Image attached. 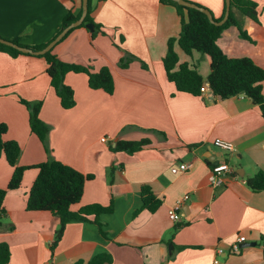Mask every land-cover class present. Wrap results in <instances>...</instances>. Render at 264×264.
I'll list each match as a JSON object with an SVG mask.
<instances>
[{
  "label": "crops",
  "instance_id": "0c3cea01",
  "mask_svg": "<svg viewBox=\"0 0 264 264\" xmlns=\"http://www.w3.org/2000/svg\"><path fill=\"white\" fill-rule=\"evenodd\" d=\"M191 1L208 7L216 18L223 12L224 0ZM254 1L257 21L234 12L248 38L230 25L217 44L228 57L248 56L264 68V0ZM80 8L81 0H0V36L26 46L49 42L61 30L66 13L77 14ZM90 15L105 34L92 38L90 30L77 26L52 53L94 72L107 66L112 94L90 88L86 73L67 72L64 82L73 89L75 104L63 108L43 57L0 50V123L7 125L3 139L18 142L17 163L27 167L20 188L7 191L3 200L0 242L9 246L6 264H73L99 252L112 256L108 264H214L215 259L219 264H264V191H252L245 183L258 169L264 170L259 106L243 95L220 99L206 90L197 96L176 90L162 62L167 40L180 32L179 14L172 5L159 0H91ZM174 48L180 62L195 64L207 77V55H187L177 44ZM125 52L136 58L120 67ZM23 100L42 102L39 116L50 125L51 156L94 175L71 209L113 201V211L101 216L107 239L92 217L72 220L51 252L58 217L26 209L38 173L34 165L48 155L30 130ZM141 138L151 142L134 153L111 149L119 139ZM215 138L233 142L234 152L215 146ZM222 158L243 176L236 172L224 186L211 187L210 166ZM180 162L191 166L172 173L171 166ZM12 171L0 156V188L6 187ZM142 185L150 186L162 201L153 213L140 209ZM184 194L190 197L174 222L168 211ZM239 235L245 236L241 245H254L231 251Z\"/></svg>",
  "mask_w": 264,
  "mask_h": 264
},
{
  "label": "trees",
  "instance_id": "16d2710c",
  "mask_svg": "<svg viewBox=\"0 0 264 264\" xmlns=\"http://www.w3.org/2000/svg\"><path fill=\"white\" fill-rule=\"evenodd\" d=\"M159 1L163 4L172 5L180 18V32L177 37H171L167 40V50L162 59L167 78L174 83L176 90L195 96L201 95L206 90L220 99L243 95L250 98L254 104L259 106L261 115L264 118V97L262 95L264 68L248 56L228 57L217 44V39L223 30L230 25L238 26L240 35L248 38L246 32L239 27V21L234 12L237 10L242 15L257 21V2L254 0H230V12L227 20L222 25H216L208 19L204 12L198 9L180 5L174 0ZM90 12L91 0H88L87 14L79 26L92 23L94 26L93 30H90L92 38L98 33L105 34L102 26L93 21ZM224 12L225 1H223V12L221 16L218 18L213 16L214 19L220 20ZM80 15L81 8L77 14L68 11L63 18L61 29L78 19ZM74 28L70 29L63 38ZM12 41L20 44L17 40ZM47 43L28 45L27 47L39 50L46 46ZM175 44L187 55H191L193 51H197L209 57V73L205 79L199 73L195 64L189 63L188 61L180 62L179 56L174 48ZM0 50L6 51L11 55L23 53L2 43H0ZM36 56L45 59L46 73L50 79V85L53 87L63 108H71L75 104L74 91L64 82V76L67 72L86 73L90 88L101 89L108 94L113 93L114 82L111 71L107 66H103L94 72L87 66L69 63L59 59L52 53V49ZM135 58L134 55L125 52L119 60V66L126 67ZM23 102L29 109L30 130L41 141L48 155L46 161L34 165L38 169V173L28 192L26 209L49 211L58 217L59 224L54 232L50 245L51 252L53 253L55 246L60 240L66 224L72 220H86L88 217H92V221L97 224L101 236L107 239L108 234L105 229V224L101 220V216L113 211V201L108 205L93 203L82 206L76 211L71 209L72 205L78 203L82 198L85 182L92 179L94 175L83 174L51 156V149L48 142L50 125L44 122L39 116L42 102L36 101L32 103L25 100ZM6 131L7 125L1 122L0 156L3 155L5 157L8 164L12 166L13 171L6 187L0 188V219L5 211L3 200L6 192L20 188L23 172L27 168L17 163L20 154L18 142L3 139ZM150 142L149 138H141L139 140L119 139L111 149L114 151L134 153L150 144ZM245 183L252 191H264V170L258 169L253 176L246 178ZM141 200L142 204L140 209H146L151 213L155 212L162 202L160 198L155 196L148 185L141 186ZM9 257L10 250L8 244L6 242H0V264H6L9 261ZM111 261L112 256L109 253L99 252L86 262L76 260L73 264H108Z\"/></svg>",
  "mask_w": 264,
  "mask_h": 264
},
{
  "label": "built area",
  "instance_id": "2783aa9c",
  "mask_svg": "<svg viewBox=\"0 0 264 264\" xmlns=\"http://www.w3.org/2000/svg\"><path fill=\"white\" fill-rule=\"evenodd\" d=\"M102 141H105V138H101ZM213 144L220 149L228 152L233 153L235 150V146L233 142L222 139V138H215L213 140ZM191 166L188 162H180L179 164L175 166H171L170 170L172 173H180L182 171L187 170ZM237 173L234 170L233 167L227 162L226 159L222 158L218 160L216 163H213L210 166L209 175H208V182L211 185V187H221L227 184V182L236 177ZM189 194H184L181 198L177 199L174 203V205L169 209L168 216L169 218L177 222L180 218L179 216V208L181 207L182 203L185 200L189 199ZM245 240V236L239 235L235 239V241L231 244L230 248L233 252H238L241 249V242ZM221 249H218V253H221ZM214 264H219V261L217 259L214 260Z\"/></svg>",
  "mask_w": 264,
  "mask_h": 264
},
{
  "label": "water",
  "instance_id": "95a60500",
  "mask_svg": "<svg viewBox=\"0 0 264 264\" xmlns=\"http://www.w3.org/2000/svg\"><path fill=\"white\" fill-rule=\"evenodd\" d=\"M174 1L177 2L180 5H183V6H186V7H190V8H195V9H198V10L204 12L207 15L208 19L212 23H214L216 25H222L227 20L229 12H230V0H224L225 1V12H224L223 17L220 20H215L214 17H213L212 12L208 8L199 6L196 3H194V2H191V1H188V0H174ZM87 11H88V0H81V15H80V17L78 19L72 21L71 23H69L67 26L63 27L58 32V34L52 40H50L47 43L46 46H44L43 48H41L39 50H34V49L30 48V47L20 45V44L14 42L12 40L3 38L1 36H0V43L5 44L7 46H10L12 48H15L18 51L23 52V53H28V54H32V55L44 54L47 51H49L50 49H52L53 46L56 43H58L70 29L79 26L83 22L86 14H87ZM85 27L88 30H93V28H94L92 23H86ZM236 172L238 173V175L240 177L243 176L242 170L238 169ZM244 245L245 246L246 245H254V243L253 244L252 243H245V244L241 245V247L244 246ZM169 247H172V244H170Z\"/></svg>",
  "mask_w": 264,
  "mask_h": 264
},
{
  "label": "rangeland",
  "instance_id": "374dc122",
  "mask_svg": "<svg viewBox=\"0 0 264 264\" xmlns=\"http://www.w3.org/2000/svg\"><path fill=\"white\" fill-rule=\"evenodd\" d=\"M188 1H191V0H188ZM191 2H193V1H191ZM194 3H196V2H194ZM196 4H198V3H196ZM198 5H200V4H198ZM202 6V5H201ZM203 7H206V6H203ZM206 8H208V7H206ZM209 9V8H208ZM210 10V9H209ZM211 11V10H210ZM195 52H197V51H195ZM199 54H201V55H205V54H202V53H199Z\"/></svg>",
  "mask_w": 264,
  "mask_h": 264
}]
</instances>
